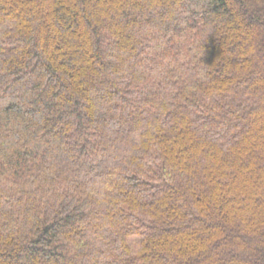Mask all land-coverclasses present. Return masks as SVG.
<instances>
[{
    "label": "trees",
    "instance_id": "16d2710c",
    "mask_svg": "<svg viewBox=\"0 0 264 264\" xmlns=\"http://www.w3.org/2000/svg\"><path fill=\"white\" fill-rule=\"evenodd\" d=\"M0 264H264V0H0Z\"/></svg>",
    "mask_w": 264,
    "mask_h": 264
}]
</instances>
